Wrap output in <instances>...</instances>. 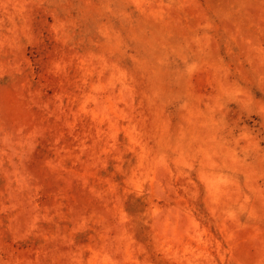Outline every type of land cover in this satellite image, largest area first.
<instances>
[{
    "label": "rangeland",
    "instance_id": "rangeland-1",
    "mask_svg": "<svg viewBox=\"0 0 264 264\" xmlns=\"http://www.w3.org/2000/svg\"><path fill=\"white\" fill-rule=\"evenodd\" d=\"M0 264H264V0H0Z\"/></svg>",
    "mask_w": 264,
    "mask_h": 264
}]
</instances>
